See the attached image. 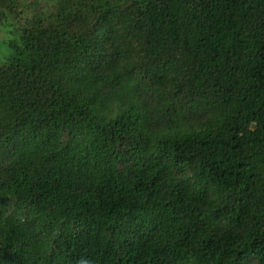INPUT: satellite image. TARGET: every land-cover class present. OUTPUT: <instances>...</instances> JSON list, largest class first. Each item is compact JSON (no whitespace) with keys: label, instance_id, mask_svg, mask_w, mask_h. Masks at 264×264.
Masks as SVG:
<instances>
[{"label":"trees","instance_id":"trees-1","mask_svg":"<svg viewBox=\"0 0 264 264\" xmlns=\"http://www.w3.org/2000/svg\"><path fill=\"white\" fill-rule=\"evenodd\" d=\"M0 264H264V0H0Z\"/></svg>","mask_w":264,"mask_h":264},{"label":"rangeland","instance_id":"rangeland-1","mask_svg":"<svg viewBox=\"0 0 264 264\" xmlns=\"http://www.w3.org/2000/svg\"><path fill=\"white\" fill-rule=\"evenodd\" d=\"M19 44L18 35L8 24L0 23V62L4 61L13 52L10 43Z\"/></svg>","mask_w":264,"mask_h":264},{"label":"clouds","instance_id":"clouds-1","mask_svg":"<svg viewBox=\"0 0 264 264\" xmlns=\"http://www.w3.org/2000/svg\"><path fill=\"white\" fill-rule=\"evenodd\" d=\"M78 264H89V262L83 258L78 261Z\"/></svg>","mask_w":264,"mask_h":264}]
</instances>
